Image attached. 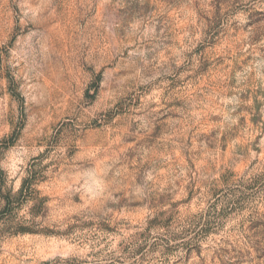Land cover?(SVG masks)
<instances>
[{"label":"rangeland","instance_id":"rangeland-1","mask_svg":"<svg viewBox=\"0 0 264 264\" xmlns=\"http://www.w3.org/2000/svg\"><path fill=\"white\" fill-rule=\"evenodd\" d=\"M0 264H264V0H0Z\"/></svg>","mask_w":264,"mask_h":264}]
</instances>
